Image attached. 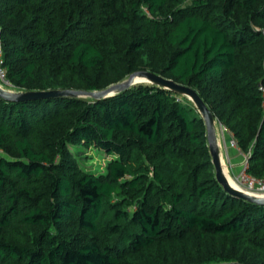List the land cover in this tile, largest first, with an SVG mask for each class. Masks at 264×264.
Listing matches in <instances>:
<instances>
[{
    "label": "trees",
    "instance_id": "16d2710c",
    "mask_svg": "<svg viewBox=\"0 0 264 264\" xmlns=\"http://www.w3.org/2000/svg\"><path fill=\"white\" fill-rule=\"evenodd\" d=\"M0 71L13 92L189 86L264 179V0H0ZM0 150V264H264V205L218 181L186 96L0 97Z\"/></svg>",
    "mask_w": 264,
    "mask_h": 264
},
{
    "label": "water",
    "instance_id": "95a60500",
    "mask_svg": "<svg viewBox=\"0 0 264 264\" xmlns=\"http://www.w3.org/2000/svg\"><path fill=\"white\" fill-rule=\"evenodd\" d=\"M140 83H150L188 97L195 104L206 125L209 148L212 155L213 164L216 168L218 181L223 185L226 192H228L231 196L255 204L264 205V197L248 194L242 190H239L238 188H235L229 182L224 170V166L222 164L215 116L205 104L203 99L200 97L198 92L189 86L181 85L173 80L166 79L149 71H138L131 74L126 81L112 85L102 91L85 92L75 90H52L37 92H13L10 90H6L2 86H0V97L12 102L51 99L63 96L91 97L97 100H101L125 92L132 86Z\"/></svg>",
    "mask_w": 264,
    "mask_h": 264
},
{
    "label": "rangeland",
    "instance_id": "374dc122",
    "mask_svg": "<svg viewBox=\"0 0 264 264\" xmlns=\"http://www.w3.org/2000/svg\"><path fill=\"white\" fill-rule=\"evenodd\" d=\"M2 84H6V82L3 79L2 75L0 74V86H2ZM216 128H217V135L221 140L223 146V150L225 149L226 152H228V154L223 155L224 156L223 165L227 171L228 176L234 178V176H237L238 173L233 175L232 172H230L231 166H229L230 164L228 161H230L231 157H235L233 147L236 148V145H233L231 142L230 144H228L229 141L226 138L227 131L225 130V128H223L217 123H216ZM71 150L73 151L74 154L78 155L81 165L83 164L87 169L90 170L103 169L106 163L111 159V156H107L106 154L96 150L95 148H86L84 146H78V147H71ZM238 154L242 155V153H238ZM226 155H228V159L226 158ZM243 156L244 158L247 157L244 154ZM243 165L244 163L242 164V168L240 172L243 170Z\"/></svg>",
    "mask_w": 264,
    "mask_h": 264
},
{
    "label": "built area",
    "instance_id": "2783aa9c",
    "mask_svg": "<svg viewBox=\"0 0 264 264\" xmlns=\"http://www.w3.org/2000/svg\"><path fill=\"white\" fill-rule=\"evenodd\" d=\"M3 79L4 74L0 71ZM6 82V81H5ZM7 83V82H6ZM231 143L236 145L235 141L232 139ZM237 148V147H236ZM0 154H2V150H0ZM249 167L248 159L245 157V162L243 165V170L238 173L237 176H234L232 180L239 186V190H242L248 194L254 196L264 197V179L256 178L250 174H248L247 169Z\"/></svg>",
    "mask_w": 264,
    "mask_h": 264
},
{
    "label": "crops",
    "instance_id": "0c3cea01",
    "mask_svg": "<svg viewBox=\"0 0 264 264\" xmlns=\"http://www.w3.org/2000/svg\"><path fill=\"white\" fill-rule=\"evenodd\" d=\"M226 138L227 140L229 141L228 144H230V142L232 141V136L227 132V135H226ZM218 142H219V147H220V151H221V158H222V164H223V160H224V154H228V152H226V150L224 149L223 150V146H222V143H221V140L219 139L218 137ZM234 153H235V157H231L230 161L229 162V166L230 167V172H232V174H236V173H239L241 168H242V164L245 162V158L243 156V154H238V153H241L240 150H238L237 148H234ZM224 152V153H223ZM226 152V153H225ZM226 158L228 159V155H226ZM224 166V165H223ZM224 170H225V173L227 172L225 167H224Z\"/></svg>",
    "mask_w": 264,
    "mask_h": 264
},
{
    "label": "bare ground",
    "instance_id": "6f19581e",
    "mask_svg": "<svg viewBox=\"0 0 264 264\" xmlns=\"http://www.w3.org/2000/svg\"><path fill=\"white\" fill-rule=\"evenodd\" d=\"M226 176H227L229 182L231 183V185L234 186L235 188L239 189V186L234 182V180H232L231 177L228 176L227 172H226Z\"/></svg>",
    "mask_w": 264,
    "mask_h": 264
}]
</instances>
